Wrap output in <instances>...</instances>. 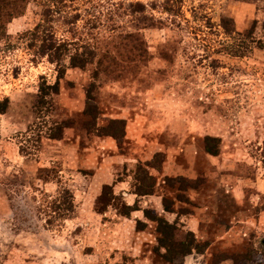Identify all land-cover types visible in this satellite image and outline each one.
<instances>
[{
    "label": "rangeland",
    "instance_id": "1",
    "mask_svg": "<svg viewBox=\"0 0 264 264\" xmlns=\"http://www.w3.org/2000/svg\"><path fill=\"white\" fill-rule=\"evenodd\" d=\"M65 1H31L0 28V264H264V0ZM43 38L72 49L61 80ZM114 119L123 138L99 132ZM141 166L154 194L136 193ZM66 190L62 219L51 203ZM147 209L206 250L167 261Z\"/></svg>",
    "mask_w": 264,
    "mask_h": 264
},
{
    "label": "trees",
    "instance_id": "2",
    "mask_svg": "<svg viewBox=\"0 0 264 264\" xmlns=\"http://www.w3.org/2000/svg\"><path fill=\"white\" fill-rule=\"evenodd\" d=\"M31 1H45L50 3H56L59 6H65V0H0V28L3 30L7 26L8 23L12 22L13 19L22 16L28 4ZM264 27V22H263ZM1 30V32H2ZM34 39L41 40V37L35 33ZM43 45L41 46L42 51H44L45 55H48L52 63H57L59 67V78L60 80L65 77L67 73L66 67L62 64V59L66 52L72 51L69 43L62 42L59 43L58 41L54 42L53 38H43ZM71 63L76 68H81L85 70L88 64L93 63L92 58L88 59H81L79 54H72ZM95 73V72H94ZM95 77H100V72L95 73ZM92 88H94V84L92 83ZM61 83L60 81L56 82L55 84H48L47 82L40 88V98L41 102L46 105L48 104L47 100L48 97L52 94L59 93ZM91 88V89H92ZM10 98H6L3 102L0 103V114H5L8 111L10 106ZM98 108L94 105H90L86 114H90L94 116L93 121H89L86 123L89 130L98 127L99 117L96 116ZM98 120V121H97ZM102 130V131H101ZM99 131L100 134L104 136H111L116 139L123 138L126 135V122L124 120H112L110 124L106 127H101ZM63 126H58L57 131L54 135H50L48 139H58L61 140L63 136ZM220 141V139L208 136L206 138V147L208 152L212 153L213 155L220 154V148L218 144L216 145L215 142ZM162 156V155H161ZM139 179L140 184H138L136 193L139 195H149L154 194L155 186H154V178L150 173L147 171L146 168L142 167L139 171ZM180 186L178 189L187 190L189 188H196L198 185L196 184V180L193 179H186L179 181ZM172 186L176 187V184L173 183ZM178 200L184 201L186 200L185 193L180 191L178 195ZM164 207L168 212H175L174 208V201H172L169 197L164 196L163 198ZM126 209H124V214L126 216L131 215L132 211L137 210V206L125 205ZM51 209L53 212L60 216V218H68L71 216L75 209L74 203V195L70 190H66L62 193L61 196L57 197L53 203H51ZM146 216L153 222L157 224V232L159 234V249L158 252L163 255V257L169 261L174 262L177 256H187L192 254L194 251L203 252L206 250V244L202 245L196 238L194 232L189 231L187 234L182 237L180 235V230L176 226L175 223H171L165 217L157 214L152 209H147L145 211ZM164 250V252H162ZM222 258H219V260Z\"/></svg>",
    "mask_w": 264,
    "mask_h": 264
}]
</instances>
